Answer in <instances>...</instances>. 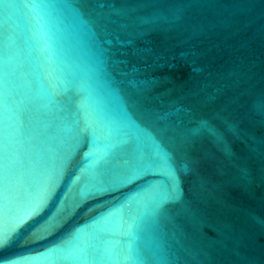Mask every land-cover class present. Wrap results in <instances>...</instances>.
<instances>
[{
	"label": "water",
	"instance_id": "obj_1",
	"mask_svg": "<svg viewBox=\"0 0 264 264\" xmlns=\"http://www.w3.org/2000/svg\"><path fill=\"white\" fill-rule=\"evenodd\" d=\"M0 264H264V0H0Z\"/></svg>",
	"mask_w": 264,
	"mask_h": 264
},
{
	"label": "snow or ice",
	"instance_id": "obj_2",
	"mask_svg": "<svg viewBox=\"0 0 264 264\" xmlns=\"http://www.w3.org/2000/svg\"><path fill=\"white\" fill-rule=\"evenodd\" d=\"M10 239H11V236L7 237V239L5 237H0V246H3L4 244H6Z\"/></svg>",
	"mask_w": 264,
	"mask_h": 264
}]
</instances>
